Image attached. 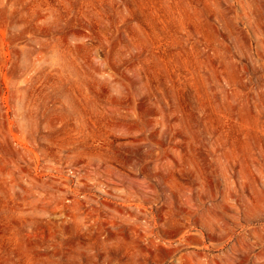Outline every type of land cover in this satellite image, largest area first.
<instances>
[{
  "label": "rangeland",
  "instance_id": "obj_1",
  "mask_svg": "<svg viewBox=\"0 0 264 264\" xmlns=\"http://www.w3.org/2000/svg\"><path fill=\"white\" fill-rule=\"evenodd\" d=\"M0 264H264V0H0Z\"/></svg>",
  "mask_w": 264,
  "mask_h": 264
}]
</instances>
